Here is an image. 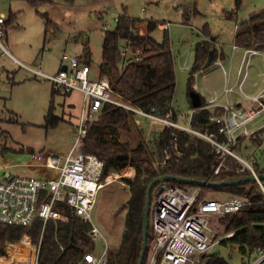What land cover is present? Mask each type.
<instances>
[{
  "label": "rangeland",
  "instance_id": "1",
  "mask_svg": "<svg viewBox=\"0 0 264 264\" xmlns=\"http://www.w3.org/2000/svg\"><path fill=\"white\" fill-rule=\"evenodd\" d=\"M263 9L264 0H53L42 5H34L29 0H0V16L6 17L4 34L0 37L4 45V49L0 45V182L6 179V174L40 175L41 168L30 164L33 163V152H47L65 158L75 141V125L83 103L81 93L55 89L52 79L24 67L13 55L28 67L56 75L62 65L68 63L63 59L64 55L84 62L83 49L88 45L92 52L90 80H97L100 75H104L100 72V64L105 32L114 31L118 19L123 16L137 20L134 30L142 35L148 31L147 22L153 20L159 24V28L151 33L155 38L161 41L164 33L168 34L177 81L173 106L178 112L179 123L188 125L193 107L201 104L198 93L208 100L210 96L217 95L218 103L224 102L227 96L230 102L231 98H237L234 93L226 96L225 92L227 81L232 84L237 80L241 62L242 50L236 33L244 20ZM48 20L52 23L49 27ZM161 23L169 24L166 31L160 26ZM203 40L211 44L212 51H217L220 61L210 62L211 53L203 68L194 72L192 77L196 45ZM126 43L127 40L121 39L118 44L123 48ZM249 62L250 81L243 84L244 94L239 91V95L246 108L252 109L255 108L252 101L246 99L251 95L250 87H264V51ZM127 63H120V69H124ZM253 83L255 85L250 86ZM50 111L53 114L51 121L47 118ZM139 116V125L146 127L145 140L148 142L155 135L154 132L159 130V122ZM245 130L252 137L237 143L233 149L252 166L255 162L263 167L264 140L259 144L254 138L260 135L259 131L264 136V110L245 127L239 128L235 137L244 135ZM136 133L134 128L127 136L134 144L139 139ZM122 138L125 136L122 135ZM223 153L226 154L225 151ZM225 157L219 165L227 163ZM134 174L135 169L129 167L113 172L103 180L105 185L99 190L92 211V222L103 235L94 239L98 253L106 245L114 249L122 242L130 197L129 187L123 177H132ZM158 189L159 185L153 190L152 205L156 201ZM203 196L223 199L231 194L204 190ZM223 216L220 213L208 215L209 224L218 238L228 235ZM30 229L25 228L18 242L8 244L7 250H11V255H0V264L15 259L17 250L24 256L28 255L30 246L36 243L29 233ZM26 238L31 241L30 245L25 241ZM21 245H24L23 248ZM211 253L219 254L230 264H244L249 259L248 254L240 251L238 245L231 241L216 245ZM24 261L25 258L18 262ZM205 262L206 259L202 258L201 264Z\"/></svg>",
  "mask_w": 264,
  "mask_h": 264
},
{
  "label": "trees",
  "instance_id": "2",
  "mask_svg": "<svg viewBox=\"0 0 264 264\" xmlns=\"http://www.w3.org/2000/svg\"><path fill=\"white\" fill-rule=\"evenodd\" d=\"M29 1L34 5L53 2V0ZM136 23L137 20L122 16L118 19L114 31L105 32L100 72L109 75L114 97L145 111L155 109L156 114L169 115L171 120L179 123L178 112L173 106L177 81L168 34L164 33L161 41L155 38L151 33L159 28V24L150 20L147 22L148 31L140 35L134 30ZM50 25L52 23L48 20L47 27ZM240 29L236 33V39L241 47L264 51V9L244 20ZM121 39L131 40L134 49L143 50L142 58L128 62L124 69H120L122 58L118 43ZM210 46L207 40L197 43L196 60L191 69L192 77L194 72L203 68L211 53L210 62L217 60L218 53L216 50L212 51L213 47ZM83 50L85 60L82 61L90 65L91 49L85 45ZM54 87L60 89L55 84ZM224 114L222 106L212 108L203 100L200 106L193 108L188 125L203 133H214L219 141H225L227 136L219 132L220 124L215 119ZM52 116L50 111L47 116L49 121ZM159 125V130L154 132L155 135L148 141L149 144L145 140L146 127L136 123L134 111L106 102L89 126L82 150L85 153L96 154L104 161L102 180L113 172L129 167L135 169L132 177H123L130 190L128 212L122 242L117 248L109 249L107 264H138L143 244L147 188L158 176L171 174L204 181H225L251 174L248 167L240 170L244 165L239 163L241 161L238 158L218 151L206 138L180 127L164 123ZM134 128L139 138L135 144L127 138ZM258 133L260 135H256L254 141L260 143L264 136L263 132ZM122 135L125 138H122ZM224 155L227 163L221 165L219 173H215L214 170ZM253 167L257 173H264V166L260 167L254 162ZM262 183L264 185V180ZM165 184L182 187L195 185L166 181L155 186ZM199 187L209 191L227 192L234 196H247L251 200V204L246 208L223 216L222 221L227 227V233H235L233 237L222 240L221 244L225 245L231 241L238 245L240 251L247 254L256 246L264 245V190L258 180L216 187ZM58 207L67 219L47 222L40 247L39 264H81L85 254L96 252L97 249L95 240L89 234L92 224L77 216L71 207L61 204ZM42 226V219H37L30 226L29 233L34 242L39 241ZM25 228L22 225L0 222V255H8V244L18 242L25 233ZM153 240V229L149 226L147 253ZM26 256L17 250L14 258L19 261L26 259ZM205 264L230 263L219 254L211 253L206 257Z\"/></svg>",
  "mask_w": 264,
  "mask_h": 264
},
{
  "label": "built area",
  "instance_id": "3",
  "mask_svg": "<svg viewBox=\"0 0 264 264\" xmlns=\"http://www.w3.org/2000/svg\"><path fill=\"white\" fill-rule=\"evenodd\" d=\"M6 23L5 15L0 16V37L4 34L3 25ZM168 23H161L162 28H168ZM0 45H4L0 40ZM234 47L236 45L234 44ZM143 50L133 48L131 40L120 48L122 63L124 61H137L142 58ZM260 53L256 48H245L241 63V71L248 68L250 58ZM66 68H61L56 75L41 72L38 69L24 67L52 79L54 84L67 93L80 91L83 94L82 111L78 117L75 141L62 158L47 152H33L34 165L44 169L43 175L38 176H10L0 182V222L30 227L37 219L43 220L42 233L38 242L30 246L24 263L15 259L8 260L7 264H39V253L44 229L49 220H66L67 216L58 205H67L74 209L77 216L92 224L90 236L93 239L102 237L99 228L92 222V211L95 207L99 190L105 185L101 179L104 161L96 154L85 153L82 148L89 126L97 118L101 107L108 102L122 106L136 113V123H140L139 115L156 121L180 127L206 138L218 151L235 156L245 164L240 170L248 167L251 173L256 174L254 167L248 160L240 157L232 148L236 145L238 137L235 132L254 120L264 110V93L253 98L260 107L252 109L233 108L230 104L222 107L225 114L216 117L220 124L219 132L227 136L225 141H219L214 133L208 134L192 129L189 125L177 123L167 116H160L155 109L145 111L122 102L114 97L113 86L108 75L97 80H90V65L79 59H69L64 55ZM1 75V73H0ZM240 86L242 84L240 83ZM233 90L227 86L225 92ZM217 96L211 98L214 102ZM244 133L247 135V131ZM151 136V135H150ZM152 138L154 136H151ZM221 165L214 172L219 173ZM110 181V180H109ZM108 182V181H107ZM262 189L264 185L259 182ZM204 189L196 185L182 187L179 185H162L157 194L154 205L151 203L152 229L154 240L150 246L146 264H201L202 258L211 254L214 247L227 237H233L235 232L228 233L225 238H218L217 233L209 224L208 215L212 213H235L251 204L247 196H228L223 199H212L203 196ZM30 240L28 244L30 245ZM109 248L98 253L85 254L81 264H107ZM11 255V250L8 251ZM248 261L244 264H264V245L256 246L248 253ZM5 258V257H3ZM7 259V258H5Z\"/></svg>",
  "mask_w": 264,
  "mask_h": 264
},
{
  "label": "water",
  "instance_id": "4",
  "mask_svg": "<svg viewBox=\"0 0 264 264\" xmlns=\"http://www.w3.org/2000/svg\"><path fill=\"white\" fill-rule=\"evenodd\" d=\"M63 69L66 68V65H63ZM250 180H258L259 182L264 180V173H251L248 176L241 177L238 179L233 180H225V181H204L199 179H193V178H184L176 175L166 174L161 175L155 178L148 186L147 188V194H146V205H145V213H144V221H143V244H142V252L139 259L138 264H144V260L147 254L148 249V230L150 226V210H151V203H152V191L155 185L166 182V181H178V182H184L187 184H195L198 186H223V185H232V184H239L242 182L250 181ZM161 190V186L158 189V192Z\"/></svg>",
  "mask_w": 264,
  "mask_h": 264
},
{
  "label": "crops",
  "instance_id": "5",
  "mask_svg": "<svg viewBox=\"0 0 264 264\" xmlns=\"http://www.w3.org/2000/svg\"><path fill=\"white\" fill-rule=\"evenodd\" d=\"M241 50H242V55H241V62H240V66H239V68H238V70H237V80L233 83L232 82V84L229 82V80L227 81V83H226V86H225V88L227 87V86H233V90H231V91H228V92H226V96L229 94V93H234L236 96H237V98L236 97H233V98H231L232 99V101L230 102V98H229V96H227L226 98H225V101L224 102H222V103H218L217 102V100H215L214 102H212L211 101V98L212 97H214V95L213 96H210V98H209V100L207 99V97H204V96H202V94L201 93H198L199 94V96H200V99H201V103H202V101L203 100H206L207 102H208V105H209V107H215V106H222V105H224V104H230L233 108H242V109H248V108H246V106L243 104V102H241V100H243L242 99V97H240V95L239 94H241V93H243L244 94V91H243V84H245L246 82H249L250 81V75H249V73H248V68H247V70L246 69H243L242 71H241V69H240V67H241V63H242V59H243V55H244V49L245 48H243V47H239ZM238 47H237V49L236 50H238L239 49ZM262 51H260V53H261ZM260 53H258V54H255V55H259ZM255 55H253L252 57H251V59H250V61H252V59L254 58V56ZM13 57L15 58V60L18 62V63H20L21 65L23 64V63H21L22 61H20V60H18L14 55H13ZM218 58H217V60H215L214 62H216V61H220V55L218 54V56H217ZM232 62H233V58L231 59V64H232ZM65 64H66V62H65ZM65 64H63V65H65ZM251 64V62H249V64H248V67H250L249 65ZM63 65H62V67H63ZM61 67V68H62ZM263 75H264V73H263ZM240 83L242 84V86H240ZM253 85H255V83H253V84H251L250 86H253ZM237 87H238V89H237ZM259 86H257V87H255V88H253V87H250L251 89H250V91H251V95H249L248 96V99H246V100H251L252 101V103H253V105H254V107H257V106H259V103H257V102H255L254 100H253V98L254 97H256V96H259V95H261L262 93H263V88H258ZM241 93H240V92ZM73 92H78V93H81L80 91H73ZM73 92H70V93H73ZM82 94V93H81ZM83 95V94H82ZM246 95V94H245ZM217 96V95H216ZM263 99V98H262ZM264 100V99H263ZM201 105V104H200ZM200 105H198V106H200ZM198 106H195V107H193V108H197ZM192 112H193V110H192ZM76 126V125H75ZM76 130H77V127H76ZM260 132V131H259ZM76 133H77V131H76ZM256 133V132H255ZM75 136H76V134H75ZM248 137H252V136H249V134H244V135H241V136H239L238 137V141H237V143H239L240 144V142L242 143V140H244L245 138H248ZM263 142V141H262ZM262 142H260L259 144H261ZM34 165V164H33ZM35 167H39L38 165H34ZM39 168H41V167H39ZM44 173V169L43 168H41V175ZM8 177H10V174H6V178H8Z\"/></svg>",
  "mask_w": 264,
  "mask_h": 264
},
{
  "label": "bare ground",
  "instance_id": "6",
  "mask_svg": "<svg viewBox=\"0 0 264 264\" xmlns=\"http://www.w3.org/2000/svg\"><path fill=\"white\" fill-rule=\"evenodd\" d=\"M25 241H27L28 242V240H25ZM22 246H24V245H21V248H23ZM26 247H27V245H26ZM16 251V250H15Z\"/></svg>",
  "mask_w": 264,
  "mask_h": 264
}]
</instances>
